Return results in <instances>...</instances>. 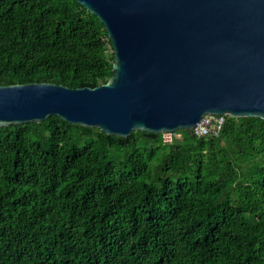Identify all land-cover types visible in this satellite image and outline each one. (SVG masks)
<instances>
[{
  "label": "trees",
  "instance_id": "1",
  "mask_svg": "<svg viewBox=\"0 0 264 264\" xmlns=\"http://www.w3.org/2000/svg\"><path fill=\"white\" fill-rule=\"evenodd\" d=\"M112 63L77 1L0 0V85L95 87ZM176 132L0 126V264H264V119Z\"/></svg>",
  "mask_w": 264,
  "mask_h": 264
},
{
  "label": "water",
  "instance_id": "2",
  "mask_svg": "<svg viewBox=\"0 0 264 264\" xmlns=\"http://www.w3.org/2000/svg\"><path fill=\"white\" fill-rule=\"evenodd\" d=\"M104 24L95 87L0 85V126L51 115L106 134L190 131L204 114L264 119V0H75Z\"/></svg>",
  "mask_w": 264,
  "mask_h": 264
},
{
  "label": "built area",
  "instance_id": "3",
  "mask_svg": "<svg viewBox=\"0 0 264 264\" xmlns=\"http://www.w3.org/2000/svg\"><path fill=\"white\" fill-rule=\"evenodd\" d=\"M225 122V114L207 113L201 117L198 124L195 125L189 132L199 137L206 135L218 136L222 132ZM165 134L167 133H162L163 140L170 141L171 139H167Z\"/></svg>",
  "mask_w": 264,
  "mask_h": 264
},
{
  "label": "rangeland",
  "instance_id": "4",
  "mask_svg": "<svg viewBox=\"0 0 264 264\" xmlns=\"http://www.w3.org/2000/svg\"><path fill=\"white\" fill-rule=\"evenodd\" d=\"M180 136H181V134L179 133V132H176V133H167V134H165V137L167 138V139H173V138H180Z\"/></svg>",
  "mask_w": 264,
  "mask_h": 264
}]
</instances>
